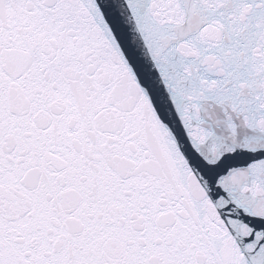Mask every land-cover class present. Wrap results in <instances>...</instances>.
<instances>
[{
    "label": "snow or ice",
    "instance_id": "obj_1",
    "mask_svg": "<svg viewBox=\"0 0 264 264\" xmlns=\"http://www.w3.org/2000/svg\"><path fill=\"white\" fill-rule=\"evenodd\" d=\"M0 264H264V0H0Z\"/></svg>",
    "mask_w": 264,
    "mask_h": 264
}]
</instances>
